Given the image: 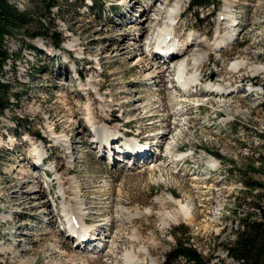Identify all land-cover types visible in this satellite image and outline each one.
<instances>
[{
    "label": "rangeland",
    "instance_id": "374dc122",
    "mask_svg": "<svg viewBox=\"0 0 264 264\" xmlns=\"http://www.w3.org/2000/svg\"><path fill=\"white\" fill-rule=\"evenodd\" d=\"M7 1L25 10L29 22L4 38L10 58L0 76L9 89L7 100L1 97L0 102V108L6 107L0 109V247L9 249L17 240L29 239L20 236L26 228L36 243L21 258L37 259L35 264H47L43 253L48 249H54L53 258L61 264H74L71 255H80L75 264H89L85 258H95L94 264H130L129 258L136 264H164L180 244L194 250L198 261L181 257L173 264H239L225 250L240 230V219L258 218L255 206L264 204V72L255 73V68H264V0H199L205 5L201 8L193 7L192 0ZM153 4L160 16L149 11ZM227 8L230 15L224 14ZM166 11H173L175 24L166 41L172 36L181 45L191 35L209 46L200 77L208 88H239L237 93L223 98L201 92L203 106L186 99L178 112L177 98L185 94L172 87L168 67L161 63L160 70L146 74L143 66H136L141 58L153 62L157 53L149 51V40ZM170 25L164 22L162 27L169 30ZM131 27L138 30L130 33ZM142 28L147 32L141 36ZM162 34L157 45L164 40ZM224 35L229 42L221 49L216 38ZM120 44H126L127 55L114 50ZM138 45L141 51L133 53ZM202 50L198 52L207 53ZM239 58L246 66L235 71ZM158 71L165 74L163 83L149 82L147 76ZM76 74L85 81L79 82ZM250 81L258 88L248 93ZM130 120L132 125L125 128ZM91 121L103 132L109 125L106 136L119 138L115 130L126 135L122 144L127 146L132 138L147 142L151 158L114 154L119 158L113 165L102 157ZM165 133L170 135L162 147H152ZM63 139L66 147L59 142ZM38 150L43 157L45 151L47 163L39 162ZM165 151H179L178 160L188 155V162L177 164ZM26 159L30 164L23 170L37 165L35 174L52 173V185L43 176L41 186L51 209L67 210L66 224L61 213L59 225L92 223L83 229L99 235L94 247L78 248L61 226L48 224V217L34 219L25 206L11 205L14 191L20 189L14 179ZM53 167L62 170L53 174ZM253 183L263 188L247 187ZM59 194L57 203L53 198ZM171 201L183 203L177 218ZM196 211L202 215L191 222ZM0 263L17 264L12 255L1 252Z\"/></svg>",
    "mask_w": 264,
    "mask_h": 264
},
{
    "label": "bare ground",
    "instance_id": "6f19581e",
    "mask_svg": "<svg viewBox=\"0 0 264 264\" xmlns=\"http://www.w3.org/2000/svg\"><path fill=\"white\" fill-rule=\"evenodd\" d=\"M156 1H158V0H156ZM160 1H162V0H160ZM163 1H166V0H163ZM182 2H183V0H180L178 3L179 4H182ZM155 7H156V5L153 4L151 6V8H150L149 11L160 16V12L159 11H155ZM178 9H179V7L175 8L174 10L175 11H179ZM227 10H228V8L226 9V11H225L224 14L230 15L231 14V11L230 10L227 11ZM175 11H174V13H175ZM170 13L172 15L173 11H171ZM127 15L129 16L128 13H127ZM168 22H171V21L168 20ZM171 23L173 24V22H171ZM129 30H130V33H131L133 31H137L138 29L137 28H134V27H131V28H129ZM139 32H140L141 36L142 35H145V33L147 32V29L146 28H142V29H140ZM169 34H171V33H169ZM166 38L168 39V37H166ZM194 38L195 37L189 35V38H187L186 40L183 39L184 40L183 43L181 41L182 44L181 45H178L176 50H174V51H169L168 50L167 54H165V55H159L158 53L155 54L154 57L151 58L153 60L152 63H148V62H146L145 60H143L141 58L140 61L137 63L136 66H138V67L143 66V69H144L145 73L146 72L148 73L152 68L156 69V71L157 70H160L158 67H159V65L161 63H163V65L165 67H168V70L166 72H168L170 74V76H172L173 73L175 72V70H177L179 64L181 62H183V67L179 71V73L181 74V76H183V74H184V70H183L184 69V65L186 66L185 70L187 72L196 70L197 73H200L201 74L203 67H205L204 66V63L207 61V58H209L208 56H209V50L210 49H209V46L204 45L203 42L201 43V41L199 42L198 40L197 41L194 40ZM229 39H232V38L229 37ZM165 42L166 41H164V40H162L161 42H159V45L157 46V48L158 49H164V48H166V46H165L166 43ZM228 42H229L228 41V38L224 35V36H221V37L216 38V43L215 44H218L219 47L222 45L221 46V49H224L226 47V45L228 44ZM124 43H126V42H124ZM140 47H141V45L136 46L134 48V50H133V53H137V52L141 51V48ZM118 48H119V50H118ZM180 48H182V49L184 48V49L181 50ZM197 48H199V50H197ZM200 48H203L202 51L207 50V53L205 54V53L198 52V51H200ZM114 50H116L118 54H120L119 51H122L123 55H127L128 54V51H127V48H126V44H120ZM166 51H167V49H165V52ZM234 64L235 65L233 66V69L235 71H237L239 69L243 70L245 68V66H246L245 61L244 60H241L240 58ZM262 72H264V68H260V67L259 68H255V73L256 74H261ZM194 73H195V71H194ZM147 78H148V81L149 82L150 81H154V80L157 79L156 82L163 83V81L165 80V74L162 71H158V72H154L151 75H148ZM201 80H202V78H201ZM193 81H194V78H190L189 80L185 81L182 86L184 87V89H187L193 83ZM252 84H254V83H252ZM207 85H208V83H207ZM172 87L175 90L178 89L174 85H172ZM255 89L256 88L249 87L248 88V90H249L248 93H250L252 91H255ZM238 90H240V89L237 88V90L235 91L232 87H224V88L221 87V88H218V86H210L209 88H207L206 91H204L202 93H204L205 95H209V96H215V94H216V96L222 95L223 98H226V97H230L232 94L237 93ZM183 95H184V93L182 92V96ZM171 96H173V94ZM174 96H173V98H174ZM251 96H254V95H251ZM177 99H179L180 103H182L181 102L183 100L182 97L179 96V98H177ZM174 100H176V99H174ZM93 115H95V114H93ZM170 115L172 116L173 114H170ZM186 115H180L178 113L177 114L175 113V116H177V117H184ZM92 122L93 121H91L90 123H92ZM131 122L132 121L130 120L129 125H132ZM92 127H94L95 130H96L95 137H93V138L95 139L96 144L99 146V150H100V153H101L102 157L107 156V160L111 161L112 164L114 162L118 163V161L116 159L119 158V157L114 158L113 157L114 154L120 155L122 158L131 157V158H134V159L135 158L136 159H139L142 156V159H144L145 161H147V160H149L151 158V153H153V152L151 150V147L147 146L145 142L143 143V142L140 141V142H136V144H131L130 143V145L127 146L128 144H122V141H123V137L122 136H119V138H117L118 135H116V134L115 135H109V134H107V136H108L107 137L106 134H105L106 133V130H104V132H103V130L99 126V123L98 124L95 123V125H93ZM98 129H99V131H98ZM168 135H170V133H168V134L165 133L163 135V137H162L161 140L157 139L158 140L157 143H156V141H154V143L152 144V147H155L157 149L160 148V147H162L161 145L163 144V140L164 139H167V136ZM153 137H155V136L153 135ZM218 138H222V135H218ZM154 140H156V138H154ZM101 141L102 142L104 141V142L101 143ZM117 141L120 144L119 146H117ZM59 142L62 144L63 147H66V144H67V140L66 139L65 140L63 139L62 141H59ZM42 143H43V141H42ZM93 143H94V140H93ZM169 149H171V147H169ZM41 151L42 150H38V153H37V157H38L37 159L39 160V162H40L41 159L44 158L41 155ZM74 151L75 150H72L71 152L74 154ZM145 161H143V162H145ZM39 162H37L38 165H39ZM25 163H26L25 166H20L21 169L18 171V176L14 179V183H19L20 184V189H17V190L14 191V197L13 198L11 197V200L13 202L11 205L12 206H25V210H28V211H30V212H32L34 214V217H33L34 219H35V217L37 215L46 216V217L49 218L48 219V224L50 226L55 227V224H56V226L58 225V228H59V226H61V225H59V224H61L59 217L61 216V213H64L65 214L67 210H64L62 207L61 208H58L57 211L51 209V205H50L51 203L49 201L50 199L49 200L48 199H45V201H44V198H47V196H46L47 195L46 189L43 186H41V179H42V177L43 176H47L48 177V173H50V176L52 177V173L49 172V170H48L47 171L48 173H46L45 175L40 174V173L39 174H35L34 173V169H35V167H37V165L36 166L33 165L34 168H30L29 167L30 168L29 170H23V168H26V166L28 164H30L29 159H26L25 160ZM43 163H44V161L41 164H43ZM54 164H56V163L54 162ZM113 165H115V164H113ZM61 170H62V167H58L57 169L55 168V171L57 173H60ZM44 171H46V170H44ZM212 171H214V170H212ZM51 177H48L49 178V185H50V183L52 185V182L54 180L53 179L51 181ZM60 179H61L60 182H62L63 179L62 178H60ZM32 185L34 187H32ZM62 190L63 191H61V194L63 193V195H66V197H67V195L69 194L68 191L66 189H62ZM61 194H59V196L54 197L53 200L58 203L59 199H61ZM33 202H34V204L30 205ZM176 203L174 201H171V202L168 203L171 207H174V217L175 218L178 217V214L180 215V211L179 210L181 209L182 204H183L180 201H177ZM206 204H208V203H206ZM178 206H179V209H178ZM209 206H211V205H209ZM208 210H209V208H208ZM210 211H207L206 213H208L210 215ZM56 213H57V215H56ZM200 214H201L200 211H196L195 215L192 213V217H190L189 220L191 222L192 221L195 222V218L197 219L200 216ZM63 217H65V219H63V222L62 223L65 225L66 224V221H67L66 218H68V214H65ZM68 221H70V219ZM72 222H73V220H71V223ZM66 227H68V231L66 233L65 232L64 233L66 235H69L70 238L72 237V240L77 243V247L78 248H85L87 246H92L93 244L95 245L94 242L97 241V240H100L99 239V235L93 234V232H90V230L86 231V232H88V233H86L82 227L79 228V227L73 226L70 223H68ZM52 233L54 235V231H52ZM55 233L58 236V233L57 232H55ZM21 235L28 236L29 239H27V240H21V239H19V240L16 241L15 245L12 248L10 247L9 249L5 248L4 246H1L0 247V249H1L0 252H1V254L12 255V260L14 262H16L17 264H35L36 261H37V259L23 260L21 258V256H23L25 254H28L29 252H32L33 251V248H31L30 245L32 243H36V241L35 240H33V241L30 240L31 234H27L26 233V228H24L23 229V232L20 233V236ZM94 245H93V247H94ZM54 254H55L54 249H48L45 253H43V256L48 259L47 264H61V262L58 263V261H56L53 258V255ZM61 254H63V253H61ZM77 257H80V255H78ZM77 257L74 256V255L73 256L71 255L70 258L72 259V261L70 263H74V262L76 263ZM94 259L95 258H85V261L87 260L89 264H90V262H92V264H94L97 261L96 259L95 260ZM129 259L131 260L130 261L131 263L133 261L132 259H134L136 261L135 258H129ZM82 261H84V260L82 259ZM135 261H133V263ZM130 262H128V263H130ZM142 262L140 261L139 263L138 262L137 263L138 264H144ZM67 263H68V261H67ZM134 264H136V263H134Z\"/></svg>",
    "mask_w": 264,
    "mask_h": 264
},
{
    "label": "trees",
    "instance_id": "16d2710c",
    "mask_svg": "<svg viewBox=\"0 0 264 264\" xmlns=\"http://www.w3.org/2000/svg\"><path fill=\"white\" fill-rule=\"evenodd\" d=\"M192 1L194 2L192 3L193 7L201 8L205 6L197 2L199 0ZM53 5L54 3H51L49 6ZM28 22L29 15L25 10L12 6L7 0H0V76L3 75L4 66L10 58L4 45V38L13 31L22 29ZM8 90V84L0 82V102L1 97L7 100ZM16 97L18 98L19 96ZM2 112L3 110L0 113ZM247 187L250 189H262L263 185L253 183L247 184ZM255 208L258 212V218L251 219L247 215L245 219H240V230L235 232L233 243L225 250L226 256L239 264H264V204L256 205ZM181 257L192 263H197L199 258L194 250L180 244L178 250L172 251L165 257L164 264H173Z\"/></svg>",
    "mask_w": 264,
    "mask_h": 264
}]
</instances>
